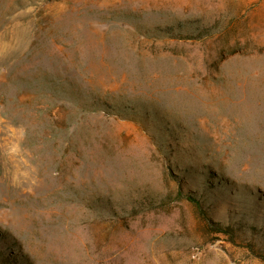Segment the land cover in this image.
Listing matches in <instances>:
<instances>
[{"label":"rangeland","instance_id":"374dc122","mask_svg":"<svg viewBox=\"0 0 264 264\" xmlns=\"http://www.w3.org/2000/svg\"><path fill=\"white\" fill-rule=\"evenodd\" d=\"M242 100L264 0H0V264H264Z\"/></svg>","mask_w":264,"mask_h":264},{"label":"bare ground","instance_id":"6f19581e","mask_svg":"<svg viewBox=\"0 0 264 264\" xmlns=\"http://www.w3.org/2000/svg\"><path fill=\"white\" fill-rule=\"evenodd\" d=\"M240 104L245 105L242 107V110L247 117H250L253 115L264 117V112L258 110L257 108L258 106L256 103L253 102V100H242Z\"/></svg>","mask_w":264,"mask_h":264}]
</instances>
